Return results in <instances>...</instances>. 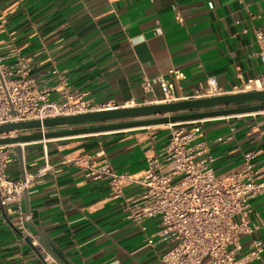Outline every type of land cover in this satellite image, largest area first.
<instances>
[{
    "label": "crops",
    "instance_id": "obj_1",
    "mask_svg": "<svg viewBox=\"0 0 264 264\" xmlns=\"http://www.w3.org/2000/svg\"><path fill=\"white\" fill-rule=\"evenodd\" d=\"M255 30L264 31V0H0L1 62L23 60L27 75L57 102L71 94L92 103L155 104L158 86L145 91L142 83L157 77L173 84L180 101L201 93L209 77L236 94L264 70ZM170 69L183 78L175 80ZM167 138L162 124L21 144V158L13 152L7 163L10 178L34 174L44 164V147L52 169L23 192L30 235L15 227L12 206H0V264H57L40 238L65 264H158L166 246L151 249L127 217L124 200L138 187L124 188L122 198L107 181L87 179L85 167L139 176ZM196 142L206 144L216 174L229 175L248 157L264 177V112L203 119ZM250 208L258 228L240 237L243 249L255 238L264 244V199H253ZM146 224L148 235L155 232L152 221ZM252 264H264V250Z\"/></svg>",
    "mask_w": 264,
    "mask_h": 264
},
{
    "label": "built area",
    "instance_id": "obj_2",
    "mask_svg": "<svg viewBox=\"0 0 264 264\" xmlns=\"http://www.w3.org/2000/svg\"><path fill=\"white\" fill-rule=\"evenodd\" d=\"M177 20L180 21L179 16ZM254 39L264 66V31L255 30ZM26 72L23 60L19 59L14 66H6L0 60V125L140 106L117 105L113 101L92 103L71 94L64 95L63 102H57L49 99L47 89ZM168 73L175 80L183 78L178 70L170 69ZM51 74L66 86L65 79L56 70ZM154 84L161 93L155 104L180 101L173 95V84L162 77L143 81L142 86L145 91H151ZM253 91H264V70L259 77L247 80L237 93ZM223 95L227 92L214 77H209L203 91L193 99ZM202 123L203 119L165 124L167 141L157 155L146 158V167L139 176L116 173L107 165L95 167L88 163L85 177L107 181L109 188L122 198L124 188L138 187L135 197L124 200L125 209L129 211L127 217L137 225L143 241L151 249L156 251L166 246L157 253L158 264H252L261 259L264 244L255 238L243 249L240 237L258 228L250 217V202L264 199V177L252 170L248 157L243 167L229 175L216 174L212 168L214 159L206 144L196 142ZM31 132L34 131L12 132L0 138ZM12 154V145H0V206H12L16 214L15 227L30 235L21 209L23 192L52 167L44 147V164L34 174L13 180L6 173ZM150 221L154 223L155 232L148 235L146 223ZM259 223L264 228L261 220Z\"/></svg>",
    "mask_w": 264,
    "mask_h": 264
},
{
    "label": "water",
    "instance_id": "obj_3",
    "mask_svg": "<svg viewBox=\"0 0 264 264\" xmlns=\"http://www.w3.org/2000/svg\"><path fill=\"white\" fill-rule=\"evenodd\" d=\"M264 112V91L227 94L212 98L189 99L165 104H149L91 112L70 116L46 118L42 121L8 123L0 125V135L19 131H34L14 137L0 138V145L10 144L18 159L21 158V144L52 137H63L99 132L118 131L153 125H165L185 121L202 120L221 116ZM72 128L71 126H83ZM91 124V125H90ZM67 127L60 131L52 128ZM71 127V128H70ZM43 128V133L39 130ZM39 243L57 264H65L62 258L45 242Z\"/></svg>",
    "mask_w": 264,
    "mask_h": 264
}]
</instances>
